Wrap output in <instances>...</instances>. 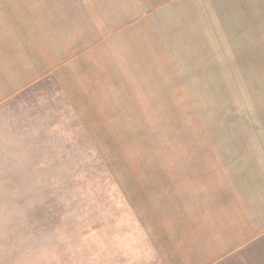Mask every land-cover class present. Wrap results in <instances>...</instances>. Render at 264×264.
Segmentation results:
<instances>
[{
	"label": "rangeland",
	"instance_id": "374dc122",
	"mask_svg": "<svg viewBox=\"0 0 264 264\" xmlns=\"http://www.w3.org/2000/svg\"><path fill=\"white\" fill-rule=\"evenodd\" d=\"M8 1L0 0V41L28 6L46 4V18L81 27L66 20L75 0H12L13 13ZM91 1L113 18L119 51L126 42V115L93 120L92 139L52 83L38 84L40 99H0V264H157L139 227L142 216L150 228L149 203L177 236L186 217L191 228L202 217L194 243L203 248L209 204L162 198L206 182L199 193L210 202L209 188L228 175L238 186L245 169L264 173V155L250 152L264 141V0ZM187 2L192 13L180 8ZM68 96L74 101L73 90ZM193 247L183 264L211 262Z\"/></svg>",
	"mask_w": 264,
	"mask_h": 264
},
{
	"label": "crops",
	"instance_id": "0c3cea01",
	"mask_svg": "<svg viewBox=\"0 0 264 264\" xmlns=\"http://www.w3.org/2000/svg\"><path fill=\"white\" fill-rule=\"evenodd\" d=\"M29 1L23 0L24 3ZM41 1L32 0L29 5H36ZM86 1L88 0L81 3V0H75L69 4L72 8L67 7L71 11L69 17H66L67 24L81 26L79 28L68 25L69 29H63L65 25L61 21L46 18L43 13L46 11V4L41 7V11L31 6L25 9L26 18H19L16 29H11V36L7 35L5 40L0 41V99L13 98L12 103L16 105L23 100L40 99L38 84L52 83L57 92H61L67 112L74 116L73 121L77 117L79 130H86L87 137L93 139L95 136L88 131L89 123L93 120L107 124L115 121V115H126V42L123 46L121 44L122 51H119V43L116 46L114 41L117 28L113 18L106 19L107 16L101 12V4ZM11 2L12 0L7 2V7H11ZM65 3L68 4L66 1ZM137 3L140 5L141 1ZM108 4L110 3H103L105 12H110ZM187 4L188 8L180 7L181 10L192 13L194 4ZM197 8L202 9L203 3ZM221 8L224 6H220ZM111 11H115V8ZM9 12L13 13L12 7ZM170 29L177 28L170 26ZM71 90L74 91V101L71 98L65 103ZM15 94H19L18 97ZM101 113L106 118H101ZM81 115L89 118L84 119ZM83 121L89 122L85 125ZM255 127L259 128V125ZM260 128L258 130L264 133V126ZM102 129L107 130L105 127ZM107 136L115 147V141L108 134ZM246 142V138L242 137V156L249 149L245 147ZM250 149L251 154H254L253 159L259 160L264 155V141L259 145L255 142ZM245 170L243 181L238 186L234 185L228 175L226 179L218 181L216 186L209 188L210 202L207 201V194L199 193L201 188L210 187L209 184L205 185L206 182L187 188L185 194H172L162 198L164 201L172 196L176 202L192 199L209 204L206 208L209 213L206 221L210 222V229L204 232L203 248L194 243V227L199 225L196 221L203 219L202 217L191 221L192 228L189 227L190 219L186 217L187 225L183 226L180 236H177V231L165 225L162 219L166 218L163 215L160 218L163 210H158L153 201L149 203L150 228H147L142 216L139 218V227L148 237L155 263L172 264L175 258L178 264H183L192 257L193 250L189 249L190 245H194L193 249L198 251L196 255L203 256L200 261L205 263L208 258L212 259L206 264H264V173H254L251 168ZM185 180L188 181L187 178ZM213 189L215 194L225 190L229 194L228 199L224 202L222 195L211 196ZM151 190L156 202V195H160L157 189ZM141 192L144 193L143 190ZM202 213L204 215V207ZM176 241L181 244L180 247ZM182 243L190 244L183 248Z\"/></svg>",
	"mask_w": 264,
	"mask_h": 264
}]
</instances>
